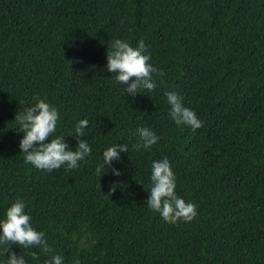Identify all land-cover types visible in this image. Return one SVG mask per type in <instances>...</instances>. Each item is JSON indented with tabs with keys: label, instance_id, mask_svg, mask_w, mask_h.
Segmentation results:
<instances>
[{
	"label": "trees",
	"instance_id": "obj_1",
	"mask_svg": "<svg viewBox=\"0 0 264 264\" xmlns=\"http://www.w3.org/2000/svg\"><path fill=\"white\" fill-rule=\"evenodd\" d=\"M115 39L148 45L164 73L155 91L133 97L106 70ZM168 91L200 129L172 120ZM38 100L58 109L54 136L72 150L88 119L80 139L92 151L78 168L25 162L14 117ZM141 127L160 139L137 151ZM116 144L128 152L98 175ZM164 157L197 207L191 222L147 204ZM17 200L52 248L13 245L27 264H264V0H0V220Z\"/></svg>",
	"mask_w": 264,
	"mask_h": 264
},
{
	"label": "clouds",
	"instance_id": "obj_2",
	"mask_svg": "<svg viewBox=\"0 0 264 264\" xmlns=\"http://www.w3.org/2000/svg\"><path fill=\"white\" fill-rule=\"evenodd\" d=\"M106 70L115 73V81L123 87L124 93L133 97L140 93L141 89L148 92L155 91L157 85L154 77H162L163 70H157L151 63L148 54V45L140 40L136 47L128 42L115 39L106 52ZM164 95L170 105V116L177 125H187L193 132L203 126V121L197 114L186 107L183 98L177 92L168 91ZM18 132H22L23 138L19 142L21 153L25 154V162L32 164L37 169L49 172L60 169L66 165L67 169H76L79 162L91 155V147L84 136V130L88 127V119H82L75 127L77 144L75 150L69 148L64 142V137L54 136L56 132L59 111L45 100H38L33 106L24 112L16 114ZM137 134L142 143L133 145L137 151L141 147L150 149L157 144L160 137L147 127L137 129ZM49 139L50 137H53ZM119 150V151H118ZM128 146L116 144L107 148L103 153V163L98 165L96 173H103L105 165H111L119 161L120 152H128ZM112 174L119 176L120 171L112 169ZM150 196L147 199L149 208L159 212L162 219L170 224L179 222H191L197 215V207L191 202H186L177 195L176 176L167 157L152 163ZM25 203L17 200L7 210L4 220H0V255H6V264H27L22 255L12 251L13 245L22 248H39L43 253L49 254L52 248L49 245L45 233L32 226V218L25 213ZM33 259L38 260V253H31ZM44 264H63V257L52 255Z\"/></svg>",
	"mask_w": 264,
	"mask_h": 264
}]
</instances>
